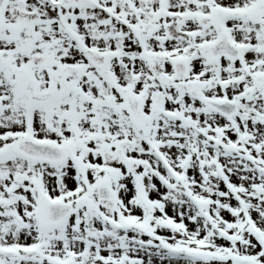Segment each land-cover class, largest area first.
<instances>
[{
    "label": "snow or ice",
    "instance_id": "6c2138e0",
    "mask_svg": "<svg viewBox=\"0 0 264 264\" xmlns=\"http://www.w3.org/2000/svg\"><path fill=\"white\" fill-rule=\"evenodd\" d=\"M0 264H264V0H0Z\"/></svg>",
    "mask_w": 264,
    "mask_h": 264
}]
</instances>
